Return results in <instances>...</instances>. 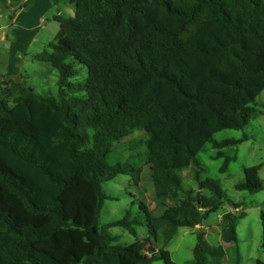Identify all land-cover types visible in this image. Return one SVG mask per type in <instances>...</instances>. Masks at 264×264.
I'll return each mask as SVG.
<instances>
[{
	"label": "trees",
	"instance_id": "1",
	"mask_svg": "<svg viewBox=\"0 0 264 264\" xmlns=\"http://www.w3.org/2000/svg\"><path fill=\"white\" fill-rule=\"evenodd\" d=\"M70 2L73 16H53L56 41L34 56L57 72V98L23 76L0 82V264H175L165 246L178 228L200 226L225 202L197 156L210 144L226 172L234 157L220 149L240 141L213 136L244 128L264 90V0ZM75 63L82 82L71 81ZM144 166L163 212L139 201L138 215L100 226L103 184L126 175L137 186ZM260 168H245L235 188L261 191ZM188 169L196 190L177 175ZM228 203L220 235L237 251L243 212ZM137 226L153 240L113 244L107 233L136 237ZM197 240L190 264H222Z\"/></svg>",
	"mask_w": 264,
	"mask_h": 264
},
{
	"label": "rangeland",
	"instance_id": "2",
	"mask_svg": "<svg viewBox=\"0 0 264 264\" xmlns=\"http://www.w3.org/2000/svg\"><path fill=\"white\" fill-rule=\"evenodd\" d=\"M34 0H0V45L4 41L13 43L14 38L9 27L12 13L21 14L25 19L27 15L33 18L38 17L41 7H30ZM55 8L43 14L41 30L36 36L35 32H24L23 39L34 38L26 51H23V62L18 67L20 76L25 78L27 86L32 87L36 92L52 98H57V72L46 64L34 60V56L40 53L49 43L56 41V34L59 26L52 21V15L58 11L63 16H73L74 7L70 0H36L35 4L53 5ZM13 4L14 6H10ZM12 9V10H11ZM13 11V12H12ZM22 11V12H20ZM22 30L26 27L22 24ZM13 49V48H12ZM13 50H18L14 45ZM21 63V60L19 61ZM77 76L71 79L72 82L84 80L86 76L85 68L75 63ZM19 77V76H18ZM16 77V78H18ZM65 94L67 91L64 89ZM1 96V94H0ZM255 114L249 123L241 130H222L213 137L215 140L232 139L240 141L238 144L220 149L225 156L234 157L229 163L226 172H220L223 158L215 159L219 150L214 149L210 144H206L197 156V162L201 171V178L215 180L224 193L225 202L215 212L207 214L200 226L194 228L180 227L174 237L166 244L165 249L169 251L172 261L175 264H190L193 258V248L197 244V235H202L204 242L217 248L222 258V264H257V261L264 262L263 229H264V90L255 99ZM137 137H135L136 139ZM118 157L113 153L112 160ZM118 160V159H117ZM122 162V159L119 160ZM260 165L259 178L263 183V189L255 194L240 191L235 186L244 180V169ZM189 171L177 172V175L186 188L196 190L195 183L189 176ZM103 192L110 197L101 206L98 222L100 226L111 221L121 219L125 211L130 209L133 216L138 215V202L147 204L155 217L160 216L163 207L156 204L154 191L151 184L150 172L146 166L143 167L141 182L135 186L129 176L118 175L114 179L103 184ZM228 201L241 205L237 213L243 212L236 227L237 251L231 244L224 243L220 235L221 217L234 211ZM135 203L131 205V203ZM142 218H140V221ZM137 236L134 237L128 232L118 228H107L109 236L114 237L113 244H129L136 239L145 240L150 238L146 227H136ZM153 240L152 238H150ZM158 244L161 245L160 241ZM154 264H163L157 261Z\"/></svg>",
	"mask_w": 264,
	"mask_h": 264
},
{
	"label": "crops",
	"instance_id": "3",
	"mask_svg": "<svg viewBox=\"0 0 264 264\" xmlns=\"http://www.w3.org/2000/svg\"><path fill=\"white\" fill-rule=\"evenodd\" d=\"M35 1L36 0H34V2L32 3L30 7L33 8L34 6H43V8L41 7L40 9L41 11L38 17L36 15V17L33 18L32 16L27 15L24 19L21 17L20 13L18 14L12 13V16L10 18L9 27L12 30L11 33L14 38V41L13 43H10V42H7L6 40L4 41V39L2 38V41L4 42V44L0 45V82H2L7 77L16 78L18 76L19 77L22 76V75L20 76L18 67L23 62V51L27 50L31 42H33L35 36L41 31L39 30V28L41 27L42 25L41 23L43 22V19H42L43 14L50 11L53 7L55 8L56 6V2H54V4L51 6L49 4H44V3L41 5H37L35 4ZM10 6H14V5L10 4ZM56 14H60L59 11ZM56 14L52 15V21H54L53 16ZM22 24L26 25V27H24L23 30H22L23 28ZM24 32H35V36L32 39L31 38L23 39L21 35ZM14 45L16 46V48H18V50H13ZM20 60H21V63L19 62Z\"/></svg>",
	"mask_w": 264,
	"mask_h": 264
}]
</instances>
